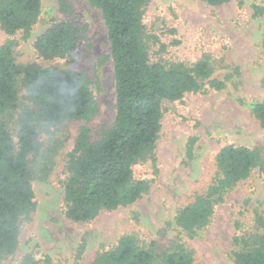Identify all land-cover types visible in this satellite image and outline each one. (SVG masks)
I'll use <instances>...</instances> for the list:
<instances>
[{
    "label": "rangeland",
    "instance_id": "rangeland-1",
    "mask_svg": "<svg viewBox=\"0 0 264 264\" xmlns=\"http://www.w3.org/2000/svg\"><path fill=\"white\" fill-rule=\"evenodd\" d=\"M68 2L73 10L64 15L58 11L57 0H42L38 21L26 39L21 32L8 36L0 29V44L8 38L18 41L14 48L17 63L81 71L98 103V112L90 120L66 121L50 134H41V149L33 158L35 210L20 223L17 251L4 264L18 262L24 253L33 254L39 264H44L45 257L53 264H89L97 251L108 249L125 233L153 240L159 249L181 239L195 264H232L234 235L254 229L255 209L264 216V179L257 170L216 206L210 222L194 237L181 233L173 217L195 191L209 184L216 171L215 155L222 146H258L264 153V127L251 110V103L264 98V15L254 14V7H264V0H230L218 5L204 0H149L143 23L147 34L155 37L150 40L151 59L190 64L207 54L216 66L214 77H232L222 90L189 92L164 102L153 158L133 166L134 179L146 180L148 190L135 202L100 210L87 221L65 216L66 153L80 126L89 128L91 140L112 126L114 74L101 11L87 0ZM64 19L82 30L75 50L65 58L38 56L35 41L52 23ZM17 87L19 99L26 103L20 79ZM11 129L16 140L14 126ZM190 138L196 141L188 157Z\"/></svg>",
    "mask_w": 264,
    "mask_h": 264
},
{
    "label": "trees",
    "instance_id": "trees-1",
    "mask_svg": "<svg viewBox=\"0 0 264 264\" xmlns=\"http://www.w3.org/2000/svg\"><path fill=\"white\" fill-rule=\"evenodd\" d=\"M101 11L107 29L114 74L115 117L97 140L80 126L72 148L66 153L63 183L65 216L87 221L100 210H112L135 202L148 190V182L134 179L133 166L153 158L161 128L163 103L181 99L185 93L222 90L232 75L214 77L216 66L209 55L196 61L153 60L150 40L143 23L149 0H87ZM218 5L230 0H204ZM58 11L72 12L68 0H57ZM42 0H0V29L6 35L22 33L26 39L37 23ZM255 15L264 7L255 6ZM80 26L64 19L52 23L34 43L43 59L65 58L81 39ZM18 41L0 44V264L14 257L20 223L35 210L32 181L33 158L41 147V134L70 120H90L98 103L85 74L71 68L41 66L36 62L19 64L14 48ZM226 68V64H221ZM233 70L237 72L234 67ZM21 80L26 100L18 95ZM254 117L264 127V98L251 103ZM11 126L15 128L16 140ZM196 139L187 142L192 156ZM47 160V158H46ZM216 171L209 184L195 191L181 206L173 223L192 238L211 220L216 206L253 170L264 179V153L258 146L228 144L215 155ZM48 166L44 164L43 172ZM236 250L232 264H264V216L254 210V229L234 235ZM44 264H53L50 258ZM31 253H24L14 264H39ZM89 264H195L191 250L181 239L166 249L140 240L133 233L122 234L108 249L95 253Z\"/></svg>",
    "mask_w": 264,
    "mask_h": 264
}]
</instances>
